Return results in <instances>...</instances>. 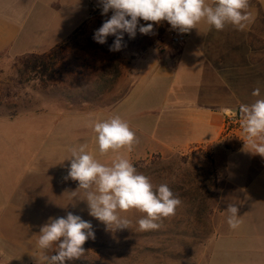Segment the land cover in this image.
<instances>
[{
	"label": "crops",
	"instance_id": "obj_1",
	"mask_svg": "<svg viewBox=\"0 0 264 264\" xmlns=\"http://www.w3.org/2000/svg\"><path fill=\"white\" fill-rule=\"evenodd\" d=\"M65 5L66 0H0V56L45 53L93 19L90 11L100 6L89 2L87 12L69 18L62 30L60 25L68 23L62 17ZM247 11L253 21L243 31L231 24L216 30L201 21L193 35L185 33L175 56L151 50L135 56L122 66L120 79L129 81L128 88L118 96L117 83L103 97L111 118L148 77L154 100L141 114H153L154 124L147 131L141 127V135L152 137L159 151L202 146L212 153L225 190L218 201L219 234L209 241L203 264H264V157L250 152L238 113L241 104L264 99V0H249ZM192 54L183 76L182 60ZM167 55L178 56L173 66L166 63ZM256 88L259 96L252 95ZM89 108L94 107L75 115ZM226 109L237 111L238 127L225 126ZM61 119L46 110L0 117V136L22 142L0 145V264L44 263L37 244L41 227L50 218L66 217L64 202L77 201V190L81 194L77 181L64 179L66 154L74 147L47 145ZM229 203L239 208L235 230L227 223Z\"/></svg>",
	"mask_w": 264,
	"mask_h": 264
},
{
	"label": "rangeland",
	"instance_id": "obj_2",
	"mask_svg": "<svg viewBox=\"0 0 264 264\" xmlns=\"http://www.w3.org/2000/svg\"><path fill=\"white\" fill-rule=\"evenodd\" d=\"M89 2L93 5L99 4L98 0H66L62 17L68 23H62L61 29L69 27V18L77 20L79 16H83L90 6ZM90 12L93 13V10ZM95 14L96 19L88 22L84 20L85 36L95 32L97 20L111 16L112 12L101 15V7L98 6ZM58 20L59 18L54 22L59 25ZM174 30L176 29H173L167 21L154 25L149 37L151 45L146 51H169L170 55L175 56L181 44L171 42L170 34ZM189 32L191 36L195 30ZM119 53L124 62L129 64L139 55L132 48H123ZM19 56H12L8 52L0 56V117L23 116L43 110L53 115L61 114L62 119L52 131L47 145L59 143L70 150L72 147L78 148L81 144H87V151L98 162L109 166L117 155H122L131 161L138 173L149 178L154 188L162 183L167 184L174 195L182 201L174 216L159 221L161 227L158 230L139 231L137 221L146 214L136 209L119 213L122 218L131 221L129 228L112 230L89 215L88 205L84 200V190L81 194L77 190V201L64 202L65 213L71 212L89 221L93 226L95 239L89 238L86 241L83 245L85 251L79 259L66 261L65 264H203L208 251L212 248L209 241L219 234L218 201L220 193L225 190L222 176L215 167L212 153L206 147L195 146L186 151H159L152 137L141 135L139 130L141 127L147 131L154 124L153 114H141V109L154 100L150 95L153 82L146 77L129 96L128 103L124 106L118 105L120 111L110 116L118 115L127 122L130 129L135 132L138 142L132 146L131 151L125 147L116 152L109 150L101 154L96 133L90 124L109 119L106 108L108 106L89 108L85 113L77 116L75 114L79 112H75L59 99L57 88H48L44 91L32 76L25 77L21 84H16ZM177 57L171 58L167 55L166 63L169 61L173 66ZM194 57L195 54H192L183 58L180 66L183 76H186L187 68L193 63ZM128 82H124L123 79L118 80L115 91L118 96L128 88ZM239 124L236 118L234 124L229 127H238ZM4 136V133L0 136V145L15 147L22 144L18 142L19 138L8 142ZM66 156L67 168H69L68 158L71 154L67 153ZM111 227L114 229V226Z\"/></svg>",
	"mask_w": 264,
	"mask_h": 264
},
{
	"label": "clouds",
	"instance_id": "obj_3",
	"mask_svg": "<svg viewBox=\"0 0 264 264\" xmlns=\"http://www.w3.org/2000/svg\"><path fill=\"white\" fill-rule=\"evenodd\" d=\"M98 3L101 15H107L109 11L112 15L95 31L93 40L105 44L107 37L114 36L115 40L109 46L111 52L121 50L124 33L130 38L135 37L137 30L147 35L161 21H167L181 33L196 28L201 21L216 30L231 24L240 31L253 21L247 11L249 0H98ZM141 20L151 23L142 24ZM252 95L259 96L260 89H254ZM225 111L237 114L236 110ZM238 113L250 152L264 157V99H257L251 105L241 104ZM90 127L96 133L101 154L125 147L131 151L138 142L135 132L118 115L92 122ZM87 147V144H81L71 150L70 166L64 179L78 181V189L84 190L89 215L109 229H125L131 221L119 213L136 209L146 214L137 221L139 231L143 232L158 230L161 227L159 221L176 214L182 201L167 184L154 188L149 178L138 173L131 161L122 155H117L110 166L102 164L87 151ZM226 211L229 227L237 229L241 222L239 208L229 203ZM89 238L95 239L92 224L69 212L66 217L50 218L41 227L37 244L44 252L45 264H65L79 259ZM46 251L55 254L46 255Z\"/></svg>",
	"mask_w": 264,
	"mask_h": 264
},
{
	"label": "trees",
	"instance_id": "obj_4",
	"mask_svg": "<svg viewBox=\"0 0 264 264\" xmlns=\"http://www.w3.org/2000/svg\"><path fill=\"white\" fill-rule=\"evenodd\" d=\"M95 12L90 19L97 18ZM108 18L110 16L97 20L95 31ZM141 23L151 22L141 20ZM84 25L45 53L19 56L16 84L19 85L25 77L32 76L44 91L57 88L59 99L76 111L88 106H109L103 97L117 84L125 62L120 51H109V46L115 40L114 36L107 37L105 44H98L93 40L95 32L85 36ZM150 34H141L137 30L135 37L130 38L124 33L121 49L132 48L137 54L144 53L151 45Z\"/></svg>",
	"mask_w": 264,
	"mask_h": 264
},
{
	"label": "built area",
	"instance_id": "obj_5",
	"mask_svg": "<svg viewBox=\"0 0 264 264\" xmlns=\"http://www.w3.org/2000/svg\"><path fill=\"white\" fill-rule=\"evenodd\" d=\"M185 39H186V34L181 33L178 29L174 30L170 34V40L173 44H182L184 43ZM226 117H227V120H226L225 126L230 128L229 126L233 125L236 120V115H232L231 112H229L226 115Z\"/></svg>",
	"mask_w": 264,
	"mask_h": 264
}]
</instances>
